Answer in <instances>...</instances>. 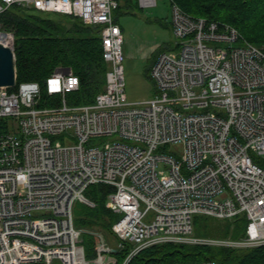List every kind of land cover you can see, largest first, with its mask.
I'll return each instance as SVG.
<instances>
[{
  "label": "built area",
  "instance_id": "2783aa9c",
  "mask_svg": "<svg viewBox=\"0 0 264 264\" xmlns=\"http://www.w3.org/2000/svg\"><path fill=\"white\" fill-rule=\"evenodd\" d=\"M158 1L138 3L153 8ZM169 1L178 42L150 70L153 97L132 103L114 17L119 0H0V14L16 4L98 29L108 66L92 104L69 103L80 79L68 66L56 67L44 88L17 85V70V89L0 87V119L10 121L0 133V264H118L111 254L125 249L120 264H132L164 244L264 246V51L234 27L195 18ZM0 33L15 53L14 34ZM43 90L59 105H43ZM97 184L114 189L107 200L120 216L114 245L75 225V204L87 202L86 191ZM242 214L249 222L240 240L192 236L197 215ZM84 233L99 239L95 259L78 260Z\"/></svg>",
  "mask_w": 264,
  "mask_h": 264
},
{
  "label": "trees",
  "instance_id": "16d2710c",
  "mask_svg": "<svg viewBox=\"0 0 264 264\" xmlns=\"http://www.w3.org/2000/svg\"><path fill=\"white\" fill-rule=\"evenodd\" d=\"M173 1L195 18L234 27L246 41L264 51V0ZM138 6V0H119V8L115 12L133 14ZM48 14L16 4L0 14V32H12L15 38L17 85L37 82L44 88L46 79L56 67L68 66L80 79V89L67 96L69 103H94L97 95L104 90L108 70L99 30L85 25L82 20L73 16L54 13L56 17H51ZM164 51L161 50L156 55L154 62ZM59 103V97L51 98L43 90V105L57 106ZM9 129V119H0V133ZM113 191V187L104 184L90 186L85 194L87 202H79L83 207L80 210L74 209L75 225L79 229L111 236L114 240L112 245L116 240L112 228L120 219L118 214L107 207L108 196ZM248 222L247 214L234 220H219L203 215L194 218L198 234L217 235L219 239L232 240L244 237ZM82 240L87 259H95L101 255L99 239L95 235L83 234ZM128 253V249L114 252L118 264ZM207 260L216 264H264V246L230 248L164 244L144 250L132 264H187Z\"/></svg>",
  "mask_w": 264,
  "mask_h": 264
},
{
  "label": "rangeland",
  "instance_id": "374dc122",
  "mask_svg": "<svg viewBox=\"0 0 264 264\" xmlns=\"http://www.w3.org/2000/svg\"><path fill=\"white\" fill-rule=\"evenodd\" d=\"M48 15L56 17L54 13H49ZM114 17L123 30L125 52L124 68L128 100L132 103L150 100L155 92L154 83L150 77V70L154 64V58L161 50L167 51L174 49L178 42L171 24L170 1L159 0L157 7L153 8H141L138 6L135 8L133 14H118L115 12ZM208 44L210 46L222 45V43L215 42H210ZM233 45L240 46L241 44L234 43ZM15 90L16 86L10 88V91ZM167 151L173 152L174 147L169 146ZM82 205V203L77 202L74 209L80 210V208L83 207ZM196 229L197 226L194 224L192 236L207 238L219 237L217 235H206L204 233L198 234ZM85 230L91 231L89 229ZM106 239L110 245L113 244V237L106 236ZM85 257V252L80 253L78 255V260ZM111 257L116 258L114 253L111 254ZM54 264H60V262L55 261Z\"/></svg>",
  "mask_w": 264,
  "mask_h": 264
},
{
  "label": "water",
  "instance_id": "95a60500",
  "mask_svg": "<svg viewBox=\"0 0 264 264\" xmlns=\"http://www.w3.org/2000/svg\"><path fill=\"white\" fill-rule=\"evenodd\" d=\"M15 79V53L9 47L0 44V87H13L15 85Z\"/></svg>",
  "mask_w": 264,
  "mask_h": 264
},
{
  "label": "bare ground",
  "instance_id": "6f19581e",
  "mask_svg": "<svg viewBox=\"0 0 264 264\" xmlns=\"http://www.w3.org/2000/svg\"><path fill=\"white\" fill-rule=\"evenodd\" d=\"M8 40H9V37L7 35L0 33V44L8 46Z\"/></svg>",
  "mask_w": 264,
  "mask_h": 264
},
{
  "label": "crops",
  "instance_id": "0c3cea01",
  "mask_svg": "<svg viewBox=\"0 0 264 264\" xmlns=\"http://www.w3.org/2000/svg\"><path fill=\"white\" fill-rule=\"evenodd\" d=\"M123 31V30H122ZM127 53L129 54V51L127 50Z\"/></svg>",
  "mask_w": 264,
  "mask_h": 264
}]
</instances>
